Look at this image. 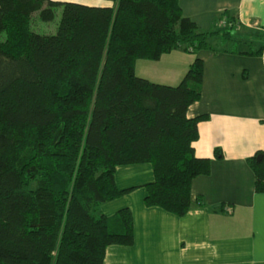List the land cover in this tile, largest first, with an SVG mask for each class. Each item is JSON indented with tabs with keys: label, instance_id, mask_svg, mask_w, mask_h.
<instances>
[{
	"label": "trees",
	"instance_id": "1",
	"mask_svg": "<svg viewBox=\"0 0 264 264\" xmlns=\"http://www.w3.org/2000/svg\"><path fill=\"white\" fill-rule=\"evenodd\" d=\"M103 1L112 6L0 0V264H105L108 247L135 241L129 209L101 212L132 191L118 188L117 168L151 164L145 206L176 217L211 172L194 148L209 116L188 110L202 97L199 54L237 53L235 19L225 12L204 31L179 0ZM57 14L55 33L34 29ZM218 37L232 49H214ZM175 51L196 56L177 86L137 75V62ZM247 162L264 194V153Z\"/></svg>",
	"mask_w": 264,
	"mask_h": 264
},
{
	"label": "crops",
	"instance_id": "2",
	"mask_svg": "<svg viewBox=\"0 0 264 264\" xmlns=\"http://www.w3.org/2000/svg\"><path fill=\"white\" fill-rule=\"evenodd\" d=\"M51 1L112 6L103 0ZM179 3L183 15L201 30L211 31L226 12L240 32L236 54H199L205 66L202 97L189 108L188 117L209 116L199 124L194 148L198 158L211 161V172L192 182L193 206L184 217H176L145 206L146 186L155 179L151 164L117 168L118 188L132 191L102 205L101 212L113 217L129 209L135 241L130 247H108L104 263L264 264V194L255 192V174L247 162L264 153V50L258 57L247 55L252 45L248 38L262 35L264 42V0ZM195 59L175 51L159 62H137L136 73L154 83L177 86ZM216 150L222 152L221 159L215 157Z\"/></svg>",
	"mask_w": 264,
	"mask_h": 264
},
{
	"label": "rangeland",
	"instance_id": "3",
	"mask_svg": "<svg viewBox=\"0 0 264 264\" xmlns=\"http://www.w3.org/2000/svg\"><path fill=\"white\" fill-rule=\"evenodd\" d=\"M58 16L56 17L55 21L53 23L50 24H46V23H40L38 20L36 21V24L34 25V29L40 33V34H51V33H55L56 29H57V25L59 23ZM240 32L238 31H234L233 35L235 37V39L237 40L239 37ZM242 37L244 36V33H241ZM237 36V37H236ZM261 36L256 35V36H251L250 38H248V43L251 42L252 44H257V46L262 45L263 42H261ZM234 39V38H233ZM243 39V38H242ZM210 43L212 45V47H214V49L216 50H225L227 48L232 47V43L231 41L225 42L222 40V37H218V38H213L210 40Z\"/></svg>",
	"mask_w": 264,
	"mask_h": 264
},
{
	"label": "water",
	"instance_id": "4",
	"mask_svg": "<svg viewBox=\"0 0 264 264\" xmlns=\"http://www.w3.org/2000/svg\"><path fill=\"white\" fill-rule=\"evenodd\" d=\"M258 160H260V157L258 158Z\"/></svg>",
	"mask_w": 264,
	"mask_h": 264
}]
</instances>
